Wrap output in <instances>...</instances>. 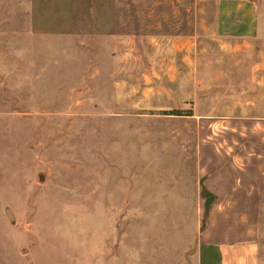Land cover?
Segmentation results:
<instances>
[{"label":"rangeland","instance_id":"rangeland-1","mask_svg":"<svg viewBox=\"0 0 264 264\" xmlns=\"http://www.w3.org/2000/svg\"><path fill=\"white\" fill-rule=\"evenodd\" d=\"M225 1L0 0V264H194L232 227L264 264V204L199 176L264 151L261 124L220 118L263 115L224 110L264 73L263 37L220 33Z\"/></svg>","mask_w":264,"mask_h":264},{"label":"crops","instance_id":"crops-1","mask_svg":"<svg viewBox=\"0 0 264 264\" xmlns=\"http://www.w3.org/2000/svg\"><path fill=\"white\" fill-rule=\"evenodd\" d=\"M218 27L226 38H250L254 35L264 38V11L260 7L257 8L250 0H226L222 3ZM248 79L256 81V84L250 83L244 87L249 93L256 91L254 94L257 95V100L254 101L255 96L248 99V92L244 90L246 96L240 98V105H237L226 94L224 103L227 107L224 110L234 114L255 111L263 115L239 118L236 114H225L220 118L225 119L224 123H233L234 119L255 120L257 124L262 125L260 126L264 131V73L253 74ZM220 104L214 106L219 107ZM254 106L255 108H252ZM258 143L264 144V136L258 140ZM222 157L220 159L226 162L225 169L211 170L208 174L203 168L199 175L202 178L207 175L223 178L221 181L219 179L203 181L208 193L214 197L215 204H264V151L227 152ZM258 243L259 239L249 228L237 232L232 227L218 237L201 232L198 237V249L192 255V261L194 264H261V250Z\"/></svg>","mask_w":264,"mask_h":264}]
</instances>
